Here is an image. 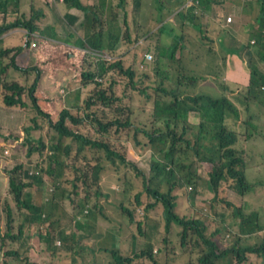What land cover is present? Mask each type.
<instances>
[{
	"label": "trees",
	"instance_id": "trees-1",
	"mask_svg": "<svg viewBox=\"0 0 264 264\" xmlns=\"http://www.w3.org/2000/svg\"><path fill=\"white\" fill-rule=\"evenodd\" d=\"M11 1L15 9H10ZM143 1L32 0L27 5L24 0H0V107L32 111L20 127L22 134L0 129V147L10 137L9 143L23 137L13 146L12 160L7 158L10 154H0V169L9 178L5 186L0 182V252L7 263L37 264L28 256L32 221L44 226L39 236L46 252L66 254L70 261L84 252L87 238L105 234L95 216L112 220L117 224L114 230L127 219L133 223L143 193H132L133 186L129 189L126 179L131 168L142 178L145 196L153 199L144 206L141 218L146 219L158 203L161 214L155 219L156 228L143 229V221H138L140 235H131L127 253L104 247L107 264H264V238L260 245L252 241V234L262 229L257 214L264 215V181L251 183L245 172L252 134L264 139V0L248 4L230 0L240 11H249L250 22L242 27L247 38L236 34L226 42L230 30H225L218 43L216 31L204 18L228 0H193L187 7L188 0H155L156 11L149 2L154 12L149 19ZM173 13L184 22L182 34L171 44L152 34L146 42L157 52L155 61L148 63L153 75L161 64L169 72L155 79L145 72L143 78H150L152 90L145 100L152 101L151 107L132 106V114L123 117L124 109L113 107L118 99L114 94L123 78L125 87L134 90L143 78L135 85V71L125 67L122 49H135L133 42L146 37L151 22ZM76 26L83 31L78 40L72 32ZM216 29L223 30L217 24ZM193 46L200 55V68L198 60L186 52ZM223 49L236 54L246 70V81L239 77L231 85L232 92L246 95L242 108L250 122L242 125L235 121L233 98L224 89L219 97L200 91L185 107L177 94V89L191 90L207 79L209 69L202 57L211 53L215 65ZM139 60L144 61L142 51ZM182 66L183 76L178 71ZM17 74L27 81L23 84ZM191 109L197 115L195 121L188 118ZM130 147L141 153L149 150L147 170L128 158ZM21 152L23 162L16 165ZM55 172L60 183L50 189L45 177ZM200 172L207 176V193L212 196L204 207L190 204L181 212L176 190L197 189ZM65 187H72L67 197ZM235 193H249L255 209L229 197ZM94 200L96 210L87 203ZM108 209L115 214L109 216ZM91 213L87 233L77 235L85 227L84 217ZM67 221L73 228L69 235L59 229ZM171 238L180 240L178 247ZM56 240L60 242L55 244ZM158 244L160 250H155Z\"/></svg>",
	"mask_w": 264,
	"mask_h": 264
},
{
	"label": "rangeland",
	"instance_id": "rangeland-1",
	"mask_svg": "<svg viewBox=\"0 0 264 264\" xmlns=\"http://www.w3.org/2000/svg\"><path fill=\"white\" fill-rule=\"evenodd\" d=\"M32 0H24V4H29ZM193 2V0H189V5H191ZM11 6L10 9L12 8H16V4L15 1H11ZM232 1L228 0V3L230 7L228 6L226 10H217L213 13V20L216 23H221L223 26H231L233 29H238L237 33H239L244 39L247 38V34L245 33L244 29H242V27H244V25L246 24L247 21L250 22L251 16H249V11L248 9H246V11H240V6L238 5V9L237 6L232 4ZM188 5V6H189ZM27 8V7H26ZM143 11L147 17V19L152 18L151 15L154 13L151 9V6L149 4V0H144L143 1ZM240 16V20L238 22L231 21V22H227V16L230 15L233 12H237ZM65 9H63V11H60L61 15L60 18H62V13L64 14ZM121 17V15H120ZM197 21H199V19H197ZM248 22V23H249ZM181 18H179L176 13L173 15L168 16L167 18H165L164 20H162L159 24L155 23V22H151L148 27L150 28V32L146 35L145 38H143L142 40L138 41V46L135 49H130L128 51H125V49L127 47H124V49H122V59L124 62L125 67H131L134 69L135 71V75H134V80H136L135 85H137V82L140 81L144 75L145 72H147L149 75H151V79H155V75H153L152 70H151V66L152 65H146V67L144 68L143 66H145V64H143L142 66L140 65V51L145 52L146 50H153L152 47H149L146 42L149 39V34L155 35L156 34L159 35V38L162 42L167 43V44H171L173 42V39L177 36V35H181L182 34V28H181ZM81 26V25H80ZM148 27H144L143 30H146ZM72 32H75V40H78L79 38H81V36L83 35V31L81 30V28L79 26H76L75 28L72 29ZM136 45V44H135ZM144 46V50H141V47ZM191 50V55L193 57H195L198 62L196 64L197 67L200 68V56L197 55L198 54V49L196 46H193ZM188 52V51H186ZM221 54H218L217 56V69L219 71H223L224 70V62L222 60V58H220ZM226 57H227V52H226ZM211 58H213V56L211 55V57H202V63L205 64L208 69H210V64L214 65V63H211ZM220 58V59H219ZM192 66V65H191ZM194 67V66H193ZM239 67L240 69L243 71L244 77H246V70L243 68V66L239 63ZM264 67V65H263ZM145 70V71H144ZM16 76H18V78H21L23 84L27 81V79L21 75V74H17ZM224 76V78H227V81H231V83L233 84L232 80L234 79H239V77L241 76V73L236 69V57L235 54H230L229 53V57H228V68L226 69L225 75L222 74L221 76V80L222 77ZM150 78H143L142 81L139 83L138 87L136 90H134L131 86L128 85V87H125V82H126V78H123V81L121 82V87L117 90V92L114 94L117 101L115 103H117L116 105H114V108H121L124 109L122 112L124 113L123 115L117 113L116 115H121L123 117H128L130 116V114H132L131 107L135 106L137 108L141 107V108H147L149 109L151 107V102L152 101H146L145 100V96H147V94L149 95V93L152 92L150 86H151V82H150ZM128 79V77H127ZM210 79V78H209ZM230 79V80H229ZM198 87H200L199 89H197ZM222 87L220 85V83L214 79H211L210 81L207 82H203L200 83L199 85H197L194 89V91L192 92L193 94L196 93H200V91H202V93H205L207 95H217L220 94L222 92ZM139 90H141V93L139 92ZM145 91V92H143ZM238 98V97H236ZM264 104V103H263ZM257 106V105H256ZM259 109V107L257 108ZM32 116V111L30 109V107H20V106H16V107H11V108H7V107H0V129L2 128L3 131L8 134V130H13L17 133L22 134L23 132L21 131L20 127H22V125L24 124L25 119L29 120V118ZM191 120L195 121L197 119V115L195 114V112L191 113ZM29 122L26 121L25 124H28ZM259 121L257 120L258 124ZM260 132V131H259ZM10 141H12V138H9ZM8 139V140H9ZM7 140V142L3 141L1 143V147H0V154H2V152L5 153V149H8L9 151V156H7V158L11 159V155L13 154L12 149L13 146L21 143L23 141V137H20L16 140H13V142L9 143ZM251 142L253 143L252 145V149L248 150V156H247V160L249 162V166L250 168L247 170V176L249 178H252L254 180H258L260 182L264 181V139L260 136H257L255 134H252L251 136ZM128 158L133 161L139 168H141L142 170H147L149 168L148 166V162H146L147 156H148V151H144L143 153L141 152H135L132 150V148L130 147L128 149ZM22 152L20 153V155L17 156V159L15 161V164L17 165L18 163L23 162L22 159ZM188 154H190L192 161L194 160L193 157V153L191 150H188ZM195 165L198 167L201 166L197 161L195 163ZM28 169H30V167L28 166ZM68 172V171H67ZM66 172V174H67ZM4 174V168L0 169V182L4 183V186L7 184V181L9 178L6 179V177L3 175ZM6 175V174H5ZM200 177L198 178V185L199 188L198 190L195 189L194 187H186L185 188V193H183L182 189H177L176 191H179V195L180 198H178V201L180 203V210L181 212L187 211L188 207L191 206H197V207H204L206 204H208L209 199L211 198L212 194H208L207 192L209 191V189L206 187V183H205V179H207L206 177H203V173L200 172ZM128 179L129 181L126 179L129 189L131 188V186H133L132 188V193L136 194L138 191L142 190L143 196V204L140 208L141 210H144V206L146 205V203L148 201H153L152 198H149L147 196H145V186L142 183V178L140 176L137 175L136 171L132 170L130 168L129 172H128ZM58 178V174L57 172L51 174V175H46L45 177V181L46 182H52V180H56L57 183H59V181L57 180ZM141 182V183H140ZM117 183V182H116ZM119 185V184H118ZM120 186V185H119ZM114 187L116 188L117 185H114ZM86 188V186H85ZM72 191V187H65L64 188V192H65V197H67V195ZM82 191H85V189H82ZM262 193L264 194V187L262 188ZM184 194H187V196L185 197ZM59 197H61L59 195ZM106 198H103V201H105ZM97 200L94 201H90L87 202L88 205H90L91 208H93V210L95 209V205H96ZM69 206V204H68ZM160 206L161 204L158 203L157 207H154L153 210H151L149 212V215L147 216V218H141V215L138 214V212L136 211L135 214V219L134 222H129V220L127 219L119 228L118 230L122 233H119L118 230H114V227H117V224L115 225L114 223H112V220H105L101 217H97L95 216L94 219H96V223H98L100 226L103 227V229L105 230V234L102 237H97L96 233H94L93 235H91L89 238H87L84 242V252L82 254L76 255V256H72L73 261L69 259L68 255L66 254H61V255H57V254H52L49 252H46V247L44 242L40 239L39 236V232L40 231H44V226L40 225V224H34L32 225V227L30 228V252L29 255L30 259L33 260L34 262H36L37 264H107V254L103 251L104 247L106 246H112V248H122L121 251H123L124 253L128 252V248L130 246L129 240L131 239V235L132 234H136V235H140L139 230L137 228V224L139 223L138 221H143V223H141L143 229L146 228H156V221L155 219H158L160 217L161 214V210H160ZM69 208L73 209L72 206H69ZM253 208L254 205H253ZM96 210V209H95ZM106 213L109 216H113L115 214V211L108 209L106 210ZM210 213L213 214L214 211L210 210ZM93 213H91L90 215H87L84 217V221H85V227H81L79 228V232L77 235H82V234H86L87 230L90 227V222H89V218ZM144 216V215H143ZM142 216V217H143ZM69 222L71 224H73V222H71V220H69ZM68 221L65 223H60L59 224V229H63L65 231V234L69 235L71 233H73V228L71 227V225H69ZM18 226V221L16 223H14V232L16 230ZM159 237L155 238L156 242L159 241ZM60 242L59 240L55 241V244ZM171 242L178 247L180 244V240L178 239H173L171 238ZM0 245H1V241H0ZM160 244L155 246V250H160ZM139 246H142V242L140 241ZM0 264H15L13 262L7 263L5 261L4 256L1 254L0 252Z\"/></svg>",
	"mask_w": 264,
	"mask_h": 264
},
{
	"label": "clouds",
	"instance_id": "clouds-1",
	"mask_svg": "<svg viewBox=\"0 0 264 264\" xmlns=\"http://www.w3.org/2000/svg\"><path fill=\"white\" fill-rule=\"evenodd\" d=\"M247 1V3H249V2H251L252 0H244V2H246ZM257 1V0H256ZM149 2L152 4V6L154 7V11H156V9H155V7H157V4H156V2H155V0H149ZM226 3H228V2H225V3H223V4H217V7H216V10L215 11H217V10H226L227 9V7L229 6L230 7V5L229 4H226ZM190 3H189V0L187 1V3L185 4V6L187 7L188 5H189ZM232 4H234V5H236L237 6V9H238V5L237 4H235V3H231V5ZM240 9H241V7H240ZM239 9V10H240ZM214 11V12H215ZM173 14H175V13H173ZM173 14H171V15H173ZM237 14H238V11L237 12H233V13H231L230 15H228L227 16V22H231V21H233V19H234V21H236V22H238L239 20H240V18L237 20L236 19V16H237ZM170 16V15H169ZM141 17V16H140ZM168 17V16H167ZM167 17H164V19L165 18H167ZM164 19H158L157 21H154L155 23H160L162 20H164ZM204 22L211 28V29H213V30H215L216 31V36L214 37V39L217 41V43H218V38H219V36H221V35H223V34H225L226 32H225V30H230V33H229V36L228 37H225L224 38V41H226L227 42V40H229V39H231L232 37H234L236 34H237V36H239V33H237V31H238V29H233L231 26H229V27H227V26H223L221 23H216V22H214V20H213V15L211 16V17H205L204 18ZM181 28H183V26H184V22H183V20L181 19ZM216 24L217 25H219L220 26V28H222L223 30H220V29H216ZM157 35V37H159V35L158 34H156ZM178 36V35H177ZM176 36V37H177ZM142 40V39H141ZM138 41H140V40H138ZM138 41H135V42H133V45L134 46H138ZM136 44V45H135ZM188 51V53H191V50H187ZM198 51V50H197ZM208 54H211V53H207L206 54V57H208ZM220 58H222V60H223V62H224V64H225V66H224V70L223 71H219L218 69H217V64H218V61L216 62V64L211 68V64H210V69H209V71H208V76H207V79H202L197 85H199L200 83H203V82H207V81H210L211 79H214V80H216V81H218L219 83H220V85L221 86H224L225 84H227V83H230V85H229V87L228 88H225V87H222V90L224 89V92H225V94H226V96L228 97V98H230V97H232L233 98V106H232V114H233V117H234V119H235V121L238 123V124H240V125H242L243 123H244V121H247V122H250V115L242 108V105L244 104V98H245V96L246 95H241L240 93H238V92H232L231 91V85H232V83H231V81L229 82V81H227V78L225 79L224 78V76L222 77V80H221V76H222V74L223 75H225V72H226V69L228 68V57H229V50L227 51V57H226V51L223 49V51H220ZM197 55H199V52H198V54ZM212 55V54H211ZM155 56L157 57V52L155 51V49H153V50H146L145 52H144V61L140 64L141 66L143 65V64H145V66H143L144 68L146 67V65L149 63V62H152V61H155ZM200 56V55H199ZM235 57H236V69L241 73V76H240V79L239 80H241V81H246L245 80V77H244V75H243V73H242V70L240 69V67H239V58L236 56V54H235ZM219 58V59H220ZM156 60H157V58H156ZM225 60H226V63H225ZM211 63H212V58H211ZM241 64V63H240ZM183 67V66H182ZM212 70H214L215 71V74H213L212 73ZM176 71H177V69H176ZM179 71V73L181 74L182 73V75L181 76H183V75H186V73H185V67H183V70H182V68L180 69V70H178ZM161 72H169V69L167 68V67H165L164 65H160V67H159V69L157 70V72H156V74H155V76L156 75H158L159 73H161ZM180 74H178V75H180ZM210 78V79H209ZM230 80V79H229ZM139 85V84H138ZM138 85H137V87H138ZM180 87H183L182 85H180ZM196 87V86H195ZM195 87H192L191 88V90H187V89H184L183 91H181V90H179V89H177V94H178V97L181 99V100H183L184 101V107L186 106V104H190L191 103V99H193V98H195V94H193L192 92L194 91V89H195ZM200 87H198L197 89H199ZM202 92V91H201ZM212 96H214V97H219V96H224L223 95V93L221 92L220 94H217V95H212ZM236 97H238V98H236ZM195 110L194 109H191V110H188L187 111V114H188V118H189V120L190 121H192L191 120V113L192 112H194ZM233 111H235V112H239V114H236V113H234ZM5 151V150H4ZM9 151V150H8ZM148 151V155H149V150H147ZM150 151H151V149H150ZM6 153V152H5ZM9 154V152L8 153H6L5 155H8ZM246 161H247V164H246V169H245V172H246V177H247V180L249 181V182H251V183H255V182H257L258 180H254V179H252V178H249L248 176H247V170L250 168V166H249V162H248V160L246 159ZM34 173V171H33V169H29V173ZM60 176H58V178H57V180L59 181L60 180ZM46 183H48L49 184V187H50V189H54L55 187H56V184H59V183H57L56 182V180H52V182H46ZM188 187H192V186H188ZM198 188H199V185H198ZM198 188H197V190H198ZM230 198H232V199H238V200H241L242 201V206H244L245 208H251V209H255V208H253V203H252V200H251V198H250V195H249V193H247V194H245V195H239L238 193H235L234 195H231V196H229ZM142 211L143 210H141L140 208H137V212H138V214L139 215H141L142 214ZM257 217H258V222H259V224L262 226V229L261 230H259V231H257V232H255V233H253L252 234V241L255 243V245H260L261 243H262V241H263V238H264V215H259V214H257ZM34 224H39V222L38 221H32V222H30L29 223V225H28V228H29V232H30V228L32 227V225H34ZM30 234V233H29ZM264 251V250H263Z\"/></svg>",
	"mask_w": 264,
	"mask_h": 264
},
{
	"label": "built area",
	"instance_id": "built-area-1",
	"mask_svg": "<svg viewBox=\"0 0 264 264\" xmlns=\"http://www.w3.org/2000/svg\"><path fill=\"white\" fill-rule=\"evenodd\" d=\"M5 152L8 153V149H5Z\"/></svg>",
	"mask_w": 264,
	"mask_h": 264
},
{
	"label": "crops",
	"instance_id": "crops-1",
	"mask_svg": "<svg viewBox=\"0 0 264 264\" xmlns=\"http://www.w3.org/2000/svg\"><path fill=\"white\" fill-rule=\"evenodd\" d=\"M246 3H247V1H246ZM248 4V3H247ZM69 259H71L70 257H69Z\"/></svg>",
	"mask_w": 264,
	"mask_h": 264
}]
</instances>
